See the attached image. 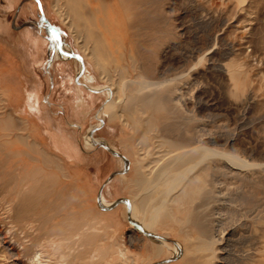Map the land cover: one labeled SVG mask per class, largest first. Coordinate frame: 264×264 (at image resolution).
Here are the masks:
<instances>
[{
	"label": "rangeland",
	"instance_id": "1",
	"mask_svg": "<svg viewBox=\"0 0 264 264\" xmlns=\"http://www.w3.org/2000/svg\"><path fill=\"white\" fill-rule=\"evenodd\" d=\"M133 3L138 15L127 22L126 39H134L138 51L133 59L126 58L128 75L153 76L160 81L176 79L162 90L164 101L153 129L160 128L170 138L197 141L210 154L207 161L187 172L183 182L192 185V207L199 212L196 217H205V236L210 241L214 237L223 239L204 247L208 251L200 245L195 258L186 264H264V0ZM61 12L53 7L52 0H0V113L5 115L17 108L20 116L28 117L32 128L28 139L54 156L66 172L64 176L54 170L56 182L71 183L60 196L51 194L47 198L44 194L39 205L61 216L74 213L79 217L78 198L73 191L79 186L86 206L106 211L108 220L118 223L112 227L99 223L88 234L93 240L81 246L87 252L96 250L99 264H185L181 260L184 248L179 247V225L143 232L130 199L132 161L138 154H148L146 161L156 159L158 148L151 141L148 147H142L141 131L134 132L124 119H109L105 107L111 100L122 99H116L112 84L117 82L118 73H101L84 57L81 43ZM28 50L32 56H41L46 50L45 59L36 68L40 81L31 87L21 76L28 71L20 62ZM53 55L61 82L51 68ZM9 57L16 64H9ZM75 66L76 70L83 67V77L101 93L77 122L69 112L71 95L63 86L69 84L83 103L94 102L98 96L86 100L81 93L88 92L84 87L70 85V68ZM46 68L50 72L43 83L41 73ZM8 77L19 80L21 99L13 98L18 94L8 86ZM13 140V149L28 150ZM99 142L123 155L126 164ZM238 160L247 165L231 163ZM36 182L40 186L43 179L39 177ZM193 211L190 215L195 221ZM6 215V209L0 208L3 232H8L1 222L8 220ZM177 215H186L184 206H179ZM193 235L200 236L196 232ZM157 239L162 243L160 250L154 242ZM117 247L123 251L121 257L116 254L107 258ZM20 259L25 264H37L0 249V264H15Z\"/></svg>",
	"mask_w": 264,
	"mask_h": 264
},
{
	"label": "bare ground",
	"instance_id": "2",
	"mask_svg": "<svg viewBox=\"0 0 264 264\" xmlns=\"http://www.w3.org/2000/svg\"><path fill=\"white\" fill-rule=\"evenodd\" d=\"M52 1L53 7L62 11L61 15L67 20L66 24L75 39L81 43L84 57L101 73L107 74L111 70L118 73L117 82L112 84L115 86L116 99H122L121 102L111 100L105 107L109 119H124L131 124L134 132L141 131L139 137L142 139V147H148L151 141L153 147L158 148L159 156L149 161L144 158L148 154L140 157L136 149L132 152L138 155L131 165L134 172L129 178L130 199L136 206L138 224L143 232L156 230L158 226L169 229L173 224H178L181 235L179 247L184 248L181 260L185 264L190 262L195 258L200 245L205 250L204 247L209 244L213 246L223 238L214 237L210 241L205 236V217H196L199 212L196 207H192V185L188 181L183 182L187 172L207 161L210 154L197 141L170 138L160 128L153 129L159 120L160 103L164 101L162 90L176 82V79L160 81L153 76L133 78L128 75L126 58L133 59L134 53L138 51L134 39H126L127 22L138 15L133 0ZM69 88V84L63 86L67 93ZM81 93L90 101L95 96L90 92ZM19 112L16 108L5 115L0 113V182H4L0 183V208L6 209L8 219L1 220L4 229L8 230L3 232L0 228L1 251L10 256L25 257L37 264H99L95 259L96 250L87 252L81 246L93 240L88 234L99 223L109 227L118 223L115 220L109 221L106 211L86 206L84 192L79 186L73 189L78 198L79 217L74 213L61 216L47 210L45 205H39L40 197L44 194L47 198L51 194L55 196L59 193L60 196L71 183L56 182L57 174L54 170L64 176L66 172L54 156L48 155L36 141L28 139L32 128L28 117L20 116ZM13 139L20 141L28 150L13 149ZM22 156L27 159L24 161ZM219 156L224 157L222 154ZM231 163L240 167L247 165L243 160ZM39 177L43 179L40 186L36 182ZM181 205L185 208V216L177 215ZM192 210L196 212L195 221L190 215ZM91 218L93 221L89 223ZM193 232L200 236L193 235ZM154 242L157 243V250H160L162 243L158 239ZM122 252L117 247L116 251L106 256L111 258ZM14 263L25 264L21 259Z\"/></svg>",
	"mask_w": 264,
	"mask_h": 264
},
{
	"label": "crops",
	"instance_id": "3",
	"mask_svg": "<svg viewBox=\"0 0 264 264\" xmlns=\"http://www.w3.org/2000/svg\"><path fill=\"white\" fill-rule=\"evenodd\" d=\"M38 3H39V0H36ZM30 50V49H29ZM29 50L26 52V55L24 56V58H22V61H20L21 63H23L24 65L27 66V73L24 74V75H21V76H25L23 77L25 81V83L31 87L33 85H36V83L38 81H40V78H37V74H36V68L39 67L40 63H41V60H44L45 59V52L46 50L41 54V56H32L29 52ZM68 59H73V58H70V57H67ZM80 59V58H78ZM18 60V59H17ZM56 57H54L53 55V58H52V69H53V74L56 76L58 82H61L62 81V77H61V72L56 68L54 67V62H56ZM81 61V60H80ZM15 63L13 61L12 58H8V63L13 65V63ZM16 64V63H15ZM75 67H71L70 68V75H71V82H70V85H80L82 87H84L88 92L92 93V94H95L97 95V99L94 101V102H91V103H83L81 101L80 98L76 97L75 95V92L73 89H71V87L69 88V92L68 94L71 95V99H72V102L70 103V114L73 118V121H81L82 120V117L84 115V111L89 108V106L93 105L97 100L100 99L101 97V93L98 89L94 88V87H91V84H89L84 77V70H83V67H81L79 70L75 69ZM50 72V68H46L44 72H42V78H41V81H47V76H48V72ZM10 74V73H9ZM13 74V72L11 73ZM17 74V73H16ZM19 74H17L16 76V79H19L20 80V76H18ZM19 80H15L14 79H11L10 77L7 78L6 82L8 83V86H10L12 89L13 92H15L16 94H18L17 96L14 95L13 98H16V99H21V97H23V95L21 94V86L17 85V83L19 82ZM15 83V85H13V83ZM32 83V84H31ZM89 85L90 87L86 86ZM43 89V88H42ZM16 90V91H15ZM41 93H42V99L43 101L45 100V95L43 94V91L40 90ZM14 94V93H13ZM12 98V99H13ZM47 112V108L45 110ZM78 111V115L76 116L75 113ZM48 113V112H47ZM103 143V142H102ZM105 144V143H104Z\"/></svg>",
	"mask_w": 264,
	"mask_h": 264
},
{
	"label": "water",
	"instance_id": "4",
	"mask_svg": "<svg viewBox=\"0 0 264 264\" xmlns=\"http://www.w3.org/2000/svg\"><path fill=\"white\" fill-rule=\"evenodd\" d=\"M62 52V51H61ZM67 55H69V56H74V54H72V53H66ZM76 55V54H75ZM77 56V58H80L78 55H76ZM98 144H100V145H102L103 147H105L106 149H108L110 152H112L113 154H117L118 156H120V157H122V159H123V161H124V164H126V160H125V158H124V156L123 155H121V154H118V153H116L114 150H112V149H110L108 146H106L104 143H102V142H99Z\"/></svg>",
	"mask_w": 264,
	"mask_h": 264
}]
</instances>
